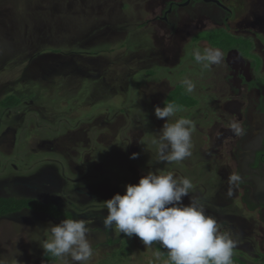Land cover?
Returning <instances> with one entry per match:
<instances>
[{
  "label": "rangeland",
  "instance_id": "obj_1",
  "mask_svg": "<svg viewBox=\"0 0 264 264\" xmlns=\"http://www.w3.org/2000/svg\"><path fill=\"white\" fill-rule=\"evenodd\" d=\"M252 1L257 3L227 2L242 15ZM161 2L0 0V106L7 95L20 98L19 106L0 107V198H37L83 220L91 229L94 252L88 264H166L158 242L145 245L135 235L106 230L103 202L125 194L127 185L138 184L149 171H172L193 182L194 191L183 203L188 205L191 195L199 197L220 230L237 240L232 258L240 253L244 264H259L264 254L261 222L236 196L215 197L218 186L212 177L219 186L223 181L214 174L219 175L214 160L202 155L210 153L209 146L204 144L198 154L203 158L193 163L199 152L194 153V141L200 136L192 134L190 157L158 162L151 141L166 122L155 116V108L162 107L165 91L160 96L157 91L167 81L161 68L152 92L144 70L162 64L164 49L170 52L172 34L151 22ZM226 35L214 30L193 38H210L222 46ZM186 40L178 52L190 64ZM137 65L141 70L135 77ZM191 79L200 81L195 75ZM198 166L199 176L193 172ZM63 219L68 218L30 210L0 217V264H72L70 256L47 261L42 248L47 230Z\"/></svg>",
  "mask_w": 264,
  "mask_h": 264
},
{
  "label": "flooded vegetation",
  "instance_id": "obj_2",
  "mask_svg": "<svg viewBox=\"0 0 264 264\" xmlns=\"http://www.w3.org/2000/svg\"><path fill=\"white\" fill-rule=\"evenodd\" d=\"M227 1L162 0L160 13L155 15L151 22H159L162 31L172 34L173 40L169 46L166 45L170 52L166 54L164 49L163 61L160 59L162 64L156 62L152 67H147L144 75L150 79L154 92L155 81L152 80L158 76L157 71L163 69L167 82L163 83L162 90L160 88V91H157L159 96L165 91L162 107L166 101H176L174 103L180 109L177 114L194 122L192 134L200 136L199 141H194V153L202 151L204 144L209 146L210 153L202 152V155L214 160L215 165H218L216 167L219 175L216 171L214 174L223 181V185L219 186L218 180L211 174V177L215 178L212 181L214 187L218 186L215 197L236 196L245 211L256 215L261 222L260 233L264 236V0H257L256 4L253 1L252 4H245L242 15L238 13L237 8L228 5ZM214 30L227 34L222 46L210 38H193L201 32ZM178 37L182 38V43L178 42ZM186 39L189 44L186 48L190 50V64L186 61L184 63L180 57L182 54L178 52ZM206 48L219 49L223 53L222 63L209 68L197 63L194 52L191 51L202 52ZM170 49L175 52L171 54ZM142 63L138 62L139 65ZM139 65L134 68L135 77L141 70ZM193 75L198 76L200 81L194 82V79H191ZM187 78L196 85L192 93H188L181 84ZM71 101L68 100V103ZM19 105L20 103L17 106ZM234 123L239 126V132L233 129ZM200 151L194 154V164L203 158L198 155ZM164 166L162 164L160 167ZM199 169L198 166L193 172L198 173ZM232 173L240 175L241 181L230 186L228 178ZM20 199H33L51 204L61 214L57 217L32 209L23 210L47 214L53 219L72 217L71 213L61 210L54 203L42 202L37 198ZM246 228L251 230L252 224H246ZM234 259L241 262L243 256L238 253ZM259 264H264V254Z\"/></svg>",
  "mask_w": 264,
  "mask_h": 264
},
{
  "label": "clouds",
  "instance_id": "obj_3",
  "mask_svg": "<svg viewBox=\"0 0 264 264\" xmlns=\"http://www.w3.org/2000/svg\"><path fill=\"white\" fill-rule=\"evenodd\" d=\"M193 55L204 68L219 65L223 60V53L214 48L195 50ZM181 84L188 93L196 87L189 79ZM179 111L171 101L155 108L158 119L166 118L159 135L151 141L158 162L172 164L192 155L195 125L183 116L172 122L171 118ZM232 127L239 132L237 124ZM136 156L133 154L132 158ZM240 181V175H229L230 186ZM193 191V182L188 177L163 169L149 171L138 184L127 185L125 194H116L103 202L107 210L104 227L128 237L135 235L145 245L158 242L167 252L166 264H232L237 240L230 231L220 230L217 221L206 214L199 197L191 195L190 203H183V198ZM47 231L50 236L42 244L44 252L59 258L70 256L72 264H88L94 252L89 237L91 229L83 220L63 219Z\"/></svg>",
  "mask_w": 264,
  "mask_h": 264
},
{
  "label": "trees",
  "instance_id": "obj_4",
  "mask_svg": "<svg viewBox=\"0 0 264 264\" xmlns=\"http://www.w3.org/2000/svg\"><path fill=\"white\" fill-rule=\"evenodd\" d=\"M51 51L56 52L58 51L56 48L52 49ZM94 51V50H92ZM89 55V53L87 52ZM94 54V53H93ZM176 102V101H174ZM20 103V98L17 97L15 94L7 95L2 101H1V108H10L13 106H17ZM23 209H32L34 211L38 212H44L51 214L53 216L59 217L61 212L57 211L56 208L51 204L41 203L37 200L33 199H15V198H0V217L6 216L8 214L18 212ZM124 250H125V246ZM159 251L167 257V252L164 248H162L160 245H158ZM45 258L47 261L53 262L57 259L56 256L45 253ZM241 263V262H240Z\"/></svg>",
  "mask_w": 264,
  "mask_h": 264
},
{
  "label": "water",
  "instance_id": "obj_5",
  "mask_svg": "<svg viewBox=\"0 0 264 264\" xmlns=\"http://www.w3.org/2000/svg\"><path fill=\"white\" fill-rule=\"evenodd\" d=\"M232 261H234V262H235V260H233V259H232ZM237 262H239V261H237ZM235 263H236V262H235ZM239 263H240V262H239ZM241 263H242V262H241Z\"/></svg>",
  "mask_w": 264,
  "mask_h": 264
},
{
  "label": "built area",
  "instance_id": "obj_6",
  "mask_svg": "<svg viewBox=\"0 0 264 264\" xmlns=\"http://www.w3.org/2000/svg\"><path fill=\"white\" fill-rule=\"evenodd\" d=\"M232 264H236V263L232 261Z\"/></svg>",
  "mask_w": 264,
  "mask_h": 264
}]
</instances>
